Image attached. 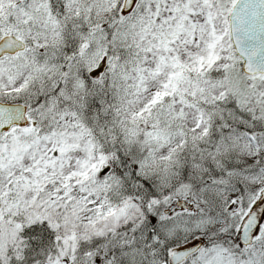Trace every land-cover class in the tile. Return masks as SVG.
<instances>
[{"label":"snow or ice","instance_id":"snow-or-ice-1","mask_svg":"<svg viewBox=\"0 0 264 264\" xmlns=\"http://www.w3.org/2000/svg\"><path fill=\"white\" fill-rule=\"evenodd\" d=\"M0 264H264V0H0Z\"/></svg>","mask_w":264,"mask_h":264}]
</instances>
